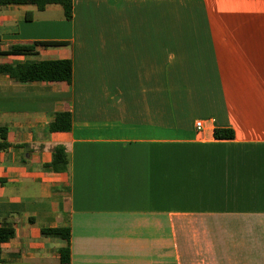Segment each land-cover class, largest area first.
<instances>
[{"label":"crops","instance_id":"1","mask_svg":"<svg viewBox=\"0 0 264 264\" xmlns=\"http://www.w3.org/2000/svg\"><path fill=\"white\" fill-rule=\"evenodd\" d=\"M48 59L70 83L0 72V264H63L55 227L67 264H264V0L0 4V64Z\"/></svg>","mask_w":264,"mask_h":264},{"label":"trees","instance_id":"2","mask_svg":"<svg viewBox=\"0 0 264 264\" xmlns=\"http://www.w3.org/2000/svg\"><path fill=\"white\" fill-rule=\"evenodd\" d=\"M0 4H23L34 5L38 10H43L48 4H58L62 7L65 19L72 16V0H0ZM63 41H35L31 44L14 46L8 53H35L36 45H61ZM0 72L15 76L20 82H54L64 81L70 83L72 76V63L70 59H48L36 62H22L16 64H0ZM71 128V113L69 109L58 111L54 114L53 120L48 125V131H69ZM213 136L216 139H230L234 134L232 129L215 128ZM5 132L0 127V150L7 148ZM53 170L66 171L68 158L62 145L55 146L52 160L47 165ZM41 234L50 237L63 238L67 245L59 249L60 262L67 264L70 258L69 238L70 232L67 227L42 228ZM14 236V228L5 221H0V262L2 244Z\"/></svg>","mask_w":264,"mask_h":264},{"label":"built area","instance_id":"3","mask_svg":"<svg viewBox=\"0 0 264 264\" xmlns=\"http://www.w3.org/2000/svg\"><path fill=\"white\" fill-rule=\"evenodd\" d=\"M201 126H202L201 122H196V128H197V129H200Z\"/></svg>","mask_w":264,"mask_h":264}]
</instances>
